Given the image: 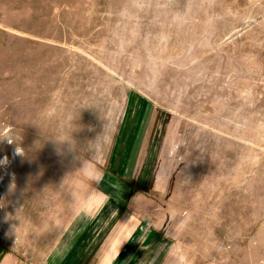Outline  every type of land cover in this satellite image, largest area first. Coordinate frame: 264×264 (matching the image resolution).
<instances>
[{
    "label": "rangeland",
    "instance_id": "1",
    "mask_svg": "<svg viewBox=\"0 0 264 264\" xmlns=\"http://www.w3.org/2000/svg\"><path fill=\"white\" fill-rule=\"evenodd\" d=\"M5 158L0 260L264 264V0H0Z\"/></svg>",
    "mask_w": 264,
    "mask_h": 264
},
{
    "label": "clouds",
    "instance_id": "2",
    "mask_svg": "<svg viewBox=\"0 0 264 264\" xmlns=\"http://www.w3.org/2000/svg\"><path fill=\"white\" fill-rule=\"evenodd\" d=\"M16 152H17V154H19V155H23V152H22V149H16ZM6 162H7V158H5L4 160H0V166H4L5 164H6ZM14 183L12 184V187L14 188Z\"/></svg>",
    "mask_w": 264,
    "mask_h": 264
},
{
    "label": "crops",
    "instance_id": "3",
    "mask_svg": "<svg viewBox=\"0 0 264 264\" xmlns=\"http://www.w3.org/2000/svg\"><path fill=\"white\" fill-rule=\"evenodd\" d=\"M0 264H12L11 259L0 260Z\"/></svg>",
    "mask_w": 264,
    "mask_h": 264
},
{
    "label": "bare ground",
    "instance_id": "4",
    "mask_svg": "<svg viewBox=\"0 0 264 264\" xmlns=\"http://www.w3.org/2000/svg\"><path fill=\"white\" fill-rule=\"evenodd\" d=\"M11 200H12V199H9V200H8V203H9V205L13 206V203H12ZM15 205H16V204H15Z\"/></svg>",
    "mask_w": 264,
    "mask_h": 264
}]
</instances>
